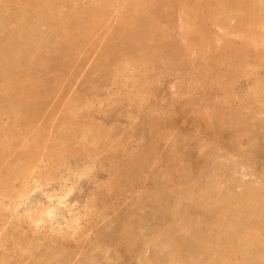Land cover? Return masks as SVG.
<instances>
[{
	"label": "rangeland",
	"instance_id": "obj_1",
	"mask_svg": "<svg viewBox=\"0 0 264 264\" xmlns=\"http://www.w3.org/2000/svg\"><path fill=\"white\" fill-rule=\"evenodd\" d=\"M0 64V264H264V0H0Z\"/></svg>",
	"mask_w": 264,
	"mask_h": 264
},
{
	"label": "bare ground",
	"instance_id": "obj_2",
	"mask_svg": "<svg viewBox=\"0 0 264 264\" xmlns=\"http://www.w3.org/2000/svg\"><path fill=\"white\" fill-rule=\"evenodd\" d=\"M23 2H25V1H23ZM248 2H249V1H248ZM253 2H254V1H253ZM43 3H44V2H43ZM45 3H46V2H45ZM255 3H256V2H255ZM251 4H253V3L251 2ZM151 5H152V4H151ZM228 5H229V4H228ZM255 6H258V4L255 5ZM255 6H254V7H255ZM49 9H50V8H49ZM53 9H54V8H53ZM256 9H257V8H256ZM48 11H50V10H48ZM254 13H255V12L253 11V12H252L253 17H254ZM42 15H43V14H42ZM249 15H250V14H249ZM253 17L250 18V17L248 16L249 20L252 19ZM258 17H259V16H258ZM41 18H42V17H41ZM248 18H245L246 21H247ZM256 18H257V17H256ZM256 18H255V19L253 18V19L256 20ZM245 19H244V20H245ZM253 19H252V20H253ZM259 19H260V18H259ZM254 20L252 21V24H253ZM256 22H257V21H256ZM256 22H255V23H256ZM248 23H249V21H248ZM255 23H254V25H255ZM252 24H249V25H252ZM258 24H259V22H257V25H258ZM22 26H23V25H22ZM255 26H256V25H255ZM78 27H79V26H78ZM54 28H55V27H54ZM248 28H250V27H248ZM135 31H136V30H135ZM135 33H136V32H135ZM139 33H140V32H139ZM131 36H132L131 38L133 39V34H132ZM134 36H135V35H134ZM140 36H141V35H140ZM122 37H123V36H122ZM58 40H59V39H58ZM4 44H5V43H4ZM1 45H2V44H1ZM38 45H39V44H38ZM28 46H29V45H28ZM31 47H32V46H31ZM2 48H3V47H2ZM4 48H5V47H4ZM38 48H39V47H38ZM15 49H16V48H15ZM20 49H21V48H20ZM9 50H10V48H9ZM62 50H63V49H62ZM3 51H4V50H3ZM52 51H53V50H52ZM56 51H57V50H56ZM59 51H60V49H59ZM4 52H5V51H4ZM36 53H37V52H36ZM62 54H63V53H62ZM9 55H10V54H9ZM21 55H22V54H21ZM23 55H24V54H23ZM34 55H35V54H34ZM12 56H13V55H12ZM12 56H11V57H12ZM2 57L4 58V56H2ZM30 57H31V56H30ZM33 57H34V56H33ZM15 59H16V58H15ZM3 60H4V59H3ZM8 60H9V59H8ZM11 60H12V59H10L9 61H11ZM6 61H7V60H6ZM52 61H53V60H52ZM35 62H37V60H36ZM103 62H104V61H103ZM33 63H34V62H33ZM9 64H10V63H9ZM35 64H36V63H35ZM45 64H46V63H45ZM0 65H1V64H0ZM100 65H101V62H100ZM36 66H37V65H36ZM46 66H47V65H46ZM5 68H7V67H5ZM5 68H4V69H5ZM100 69H102V68H100ZM100 69H99V70H100ZM101 72H102V71H101ZM0 75H1V74H0ZM20 76H21V75H20ZM5 77H6V76H5ZM19 78H20V77H19ZM24 78H25V77H24ZM5 79H7V78H5ZM3 81H4V80H3ZM13 81H14V80H13ZM9 83L12 84V82H10V81H9ZM29 83H30V82H29ZM5 84H6V83H5ZM6 85H7V84H6ZM10 92H11V91H10ZM38 92H39V91H38ZM19 94H20V93H19ZM24 99H25V98H24ZM24 99H23V100H24ZM178 152H179V151H178ZM172 157H173V156H172ZM171 167H172V166H171ZM220 170H221V169H220ZM224 171H225V170H224ZM185 177H186V176H185ZM207 177H208V176H207ZM137 178H138V177H137ZM186 182H187V181H186ZM211 182H212V181H211ZM208 186H209V185H208ZM225 193H226V192H225ZM228 193H229V192H228ZM151 196H152V195H151ZM185 196H186V195H185ZM235 196H236V195H235ZM243 197H245V196H243ZM246 197H247V196H246ZM146 198H147V197H146ZM225 198H226V197H225ZM228 198H229V197H228ZM185 199H186V198H185ZM200 199H201V197H200ZM206 200H207V199H206ZM229 200H230V199H229ZM229 200H227V201H229ZM260 200H261V199H260ZM236 201H237V200H236ZM195 202H196V201H195ZM261 202H262V201H261ZM233 203H235V202H233ZM195 204H196V203H195ZM203 204H204V203H203ZM203 204H202V205H203ZM175 205H176V204H175ZM205 205H206V204H205ZM199 207H200V206H199ZM201 209H202V208H201ZM258 209H259V208H258ZM183 210H184V209H183ZM183 210H182V211H183ZM197 211H199V209H198ZM218 211H219V210H218ZM208 212L211 213V211H208ZM250 212H251V211H250ZM177 213H178V211H177ZM185 213H186V212H185ZM180 214H182V213H180ZM194 214H195V213H194ZM206 214H207V213H206ZM211 214H212V213H211ZM216 214H217V213H216ZM219 214H220V213H219ZM45 215H46V214H45ZM201 215H202V214H201ZM229 215H230V214H229ZM229 215H228V216H229ZM196 216H197V215H196ZM241 216H242V215H241ZM136 217H137V216H136ZM190 219H191V218H190ZM207 219H208V218H207ZM234 219H235V218H234ZM237 219H238V218H237ZM131 220H132V219H131ZM213 220H214V219H213ZM232 220H233V219H232ZM201 221H202V220H201ZM216 221H217V220H216ZM259 221H260V220H259ZM262 221H263V220H262ZM178 222H179V221H178ZM185 222H186V221H185ZM247 222H248V221H247ZM257 222H258V221H257ZM257 222H256V223H257ZM122 223H123V222H122ZM136 223H137V222H136ZM238 223H239V222H238ZM191 224H192V223H191ZM219 224H220V223H219ZM221 224H222V223H221ZM260 224H261V223H260ZM140 225H141V224H140ZM176 225H177V224H176ZM182 225H183V224H182ZM185 225H186V224H185ZM189 225H190V224H189ZM203 225H204V224H203ZM130 226H131V225H130ZM200 226H201V225H200ZM242 226H243V225H242ZM252 226H253V225H252ZM262 226H263V225H262ZM123 227H124V226H123ZM183 227H184V226H183ZM183 227L179 225L177 228H179V229H178L179 232H180V231H181V232L184 231V233L187 234V231L185 232V228H183ZM194 227H195V226H194ZM202 227H203V226H202ZM208 227H209V226H208ZM187 228H188V227H187ZM240 228H242V227L240 226ZM123 229H124V228H123ZM183 229H184V230H183ZM224 229H225V228H224ZM125 230H126V229H125ZM174 230H176V229H174ZM186 230H187V229H186ZM189 230H190V228H189ZM191 230H192V229H191ZM198 230H199V229H198ZM198 230H197V231H198ZM225 230H226V229H225ZM242 230H243V229H242ZM231 231H232V230H231ZM248 231H249V230H248ZM131 232H132V231H131ZM166 232H167V231H166ZM166 232H164V233L166 234ZM199 232H200V230H199ZM201 232H202V231H201ZM156 233H157V232H156ZM156 233H155V234H156ZM172 233H173V232H172ZM184 233H183V234H184ZM240 233H241V232H240ZM126 234H127V233H126ZM181 234H182V233H181ZM217 234H218V233H217ZM171 235H172V234H171ZM189 235H190V234H189ZM204 235H205V234H204ZM232 235H233V237H234V234H232ZM160 236H161V235H160ZM163 236H164V235H163ZM193 236H194V235H193ZM201 236H202V235H201ZM219 236H220V235H219ZM164 237H165V236H164ZM169 237H170V236H169ZM190 237H191V236H190ZM214 237H215V236H214ZM178 238H179V237H178ZM178 238H177V239H178ZM192 238H193V237H192ZM245 238H246V237H245ZM130 239H131V238H130ZM175 239H176V238H175ZM222 239H223V238H222ZM240 239H241V238H240ZM191 240H192V239H191ZM193 240H194V239H193ZM204 240H205V239H204ZM212 240H213V239H212ZM232 240H233V239H232ZM234 240H235V239H234ZM242 240H243V239H242ZM146 241H147V240H146ZM157 241H158V240H157ZM166 241H167V240H166ZM169 241H170V240H169ZM172 241H173V240H172ZM217 241H218V240H217ZM230 241H231V240H230ZM237 241H239V240H237ZM240 241H241V240H240ZM189 242H190V241H189ZM194 242H195V241H194ZM194 242H193V243H194ZM147 243H148V242H147ZM152 243H153V242H152ZM155 243H156V242H155ZM183 243H184V242H183ZM246 243H247V242H246ZM113 244H114V243H113ZM162 244H163V243H162ZM172 244H173V243H172ZM190 244H191V243H190ZM194 244H195V243H194ZM196 244H197V243H196ZM234 244H235V243H234ZM181 245H182V244H181ZM184 245H185V244H184ZM197 245H198V244H197ZM197 245H196V246H197ZM154 246H155V245H154ZM154 246H152V247H154ZM179 246H180V245H179ZM170 247H171V245H170ZM167 248H168V247H167ZM171 248H172V253H171L169 256L172 257L171 260H170V262H173V259H176V258L179 257V256H178L179 248H178V247H175V246H172ZM171 248H170V249H171ZM177 248H178V249H177ZM185 248H186V247H185ZM151 249H152V248H151ZM153 249H155V248H153ZM160 249H161V248H160ZM168 249H169V248H168ZM170 249H169V251H170ZM188 249H189V248H188ZM161 250H162V249H161ZM184 250H185V249H184ZM184 250H183V251H184ZM190 250H191V249H190ZM196 250H197V249H196ZM231 250H232V249H231ZM154 251H155V250H154ZM169 251H168V252H169ZM194 251H195V250H194ZM168 252H166V253H168ZM170 252H171V251H170ZM168 254H169V253H168ZM188 254H189V253H188ZM202 254H203V253H202ZM143 255H144V254H143ZM215 255H216V254H215ZM183 256H184V255H183ZM218 257H219V256H218ZM153 258H154V257H153ZM195 258H196V257H195ZM197 258H198V257H197ZM163 259H164V258H163ZM163 259H162V260H163ZM169 259H170V258H169ZM169 259H168V260H169ZM262 259H263V258H262ZM188 260H189V259H188ZM148 261H149V260H148ZM189 261H190V260H189ZM159 262H160V261H159ZM159 262H158V263H159ZM162 262H163V261H162ZM199 262H200V261H199ZM173 263H174V262H173ZM207 263H208V261H207ZM220 263H221V262H220ZM154 264H155V263H154ZM159 264H160V263H159ZM241 264H242V263H241Z\"/></svg>",
	"mask_w": 264,
	"mask_h": 264
}]
</instances>
